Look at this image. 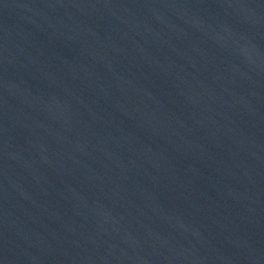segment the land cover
<instances>
[{
    "label": "water",
    "instance_id": "water-1",
    "mask_svg": "<svg viewBox=\"0 0 264 264\" xmlns=\"http://www.w3.org/2000/svg\"><path fill=\"white\" fill-rule=\"evenodd\" d=\"M0 264H264V0H0Z\"/></svg>",
    "mask_w": 264,
    "mask_h": 264
}]
</instances>
